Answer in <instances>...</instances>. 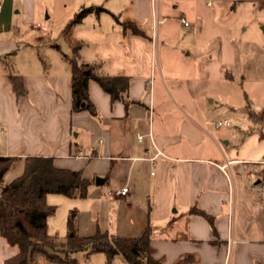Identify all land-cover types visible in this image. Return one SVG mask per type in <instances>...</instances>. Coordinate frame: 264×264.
I'll use <instances>...</instances> for the list:
<instances>
[{"label": "crops", "instance_id": "obj_1", "mask_svg": "<svg viewBox=\"0 0 264 264\" xmlns=\"http://www.w3.org/2000/svg\"><path fill=\"white\" fill-rule=\"evenodd\" d=\"M230 1L3 0L0 16L9 17L3 30L14 36L0 40V155L19 157L3 182L22 173L27 156H51L55 166L91 181L84 197L45 196L56 207L46 220L49 235L63 239L75 209L79 235L136 236L149 226L153 255L163 264H264V188L260 197L252 188L264 182V157H229L213 130L217 121L209 120L214 104L234 109L226 99L243 78ZM49 7L59 9L57 36L42 20ZM86 7L71 35L82 41L83 60L130 78L127 106L90 80L93 107L71 111L63 57L71 48L62 31ZM12 13L20 19L12 22ZM8 72L21 76L25 92H15ZM156 148L164 155L152 166ZM247 172L256 179L245 180ZM124 186L128 193L117 194ZM16 250L0 236V264ZM98 253L81 256L88 261ZM112 264L126 262L118 255Z\"/></svg>", "mask_w": 264, "mask_h": 264}, {"label": "trees", "instance_id": "obj_2", "mask_svg": "<svg viewBox=\"0 0 264 264\" xmlns=\"http://www.w3.org/2000/svg\"><path fill=\"white\" fill-rule=\"evenodd\" d=\"M89 10L86 7L78 11L62 31L71 48V54H63V57L70 65L72 112L93 107L88 95L90 80L97 82L112 102L119 100L125 106L129 104L125 94L130 78L123 74H108L103 70L101 61H85L79 54L82 41L72 37L71 29ZM7 77L18 95L25 92L21 76L8 72ZM245 111L253 124L262 122V110L256 112L247 104ZM18 160L17 156L0 155V236L17 249L3 264H32L36 257H43L54 264H79L75 257L78 252L84 257L100 252L104 255L106 264H112L118 255L126 264H163L153 255L149 226L136 236L99 230L79 235L76 227L77 212L72 209L68 214L65 237L59 239L55 235H49L46 220L55 212L56 207L47 204L45 196L48 193H60L69 197H84L91 181L80 170L55 166L51 156H27L22 173L4 183L3 174ZM261 173L264 174V169ZM191 211L212 222L211 217L203 211L197 208H192Z\"/></svg>", "mask_w": 264, "mask_h": 264}, {"label": "rangeland", "instance_id": "obj_3", "mask_svg": "<svg viewBox=\"0 0 264 264\" xmlns=\"http://www.w3.org/2000/svg\"><path fill=\"white\" fill-rule=\"evenodd\" d=\"M2 3L3 0L1 9ZM227 12L238 26L237 46L241 64L244 66L241 71L243 78L236 84L232 95L226 99L234 109L229 110L226 106L214 104L209 120L228 121L227 125L213 127V130L218 136L219 145L229 152V157L258 162L264 157V0H231L227 3ZM59 14V9L56 7H51L49 10L46 8L42 13L44 27L48 28L53 36H57L62 26L58 18ZM11 16L14 17L12 22H16L21 17L17 13H12ZM8 20L7 15L0 16V40L14 36L13 31L3 30ZM20 31L28 32V29L25 25H21ZM247 101L251 108L263 112V121L258 127L250 122L247 113L243 111ZM262 169L264 167L260 170ZM81 255V252L76 253L78 260L81 261L80 264H104L105 259L101 253L91 256L88 261H84ZM48 263L42 257L37 259V264Z\"/></svg>", "mask_w": 264, "mask_h": 264}, {"label": "built area", "instance_id": "obj_4", "mask_svg": "<svg viewBox=\"0 0 264 264\" xmlns=\"http://www.w3.org/2000/svg\"><path fill=\"white\" fill-rule=\"evenodd\" d=\"M1 1L2 0H0V8H1ZM151 1H152V3H154V2H156L158 0H151ZM180 20H181L182 23H184V25L188 24V22L185 21L184 18L180 17ZM160 22H162V19H160V18H156L155 19V24L160 23ZM227 124H228L227 120L217 121L215 123V127H220L222 125H227ZM148 135L151 137L152 136L151 132H149ZM143 136H144L143 134L137 135L138 140H142ZM162 155H164L162 153V151L156 148V152H155L154 156L149 158L151 165L154 166L155 165V162H154L155 158L158 157V156H162ZM230 162L231 161H226L223 165L220 166V168L225 171V169H227L229 167ZM151 173H154V172L151 171ZM243 176H244L245 180H254L257 177L254 172L244 173ZM252 188H253L255 194L258 197H260L262 195V191H263V188H264V182L262 180H259V182L255 183V184H252ZM116 193L119 194V195H126L128 193V186L122 187Z\"/></svg>", "mask_w": 264, "mask_h": 264}, {"label": "water", "instance_id": "obj_5", "mask_svg": "<svg viewBox=\"0 0 264 264\" xmlns=\"http://www.w3.org/2000/svg\"><path fill=\"white\" fill-rule=\"evenodd\" d=\"M100 182V180L99 179H96V183H99ZM257 182H259V179L258 180H256V183Z\"/></svg>", "mask_w": 264, "mask_h": 264}]
</instances>
